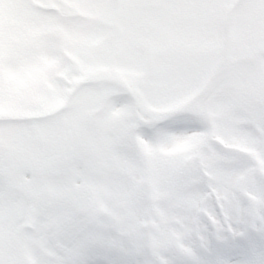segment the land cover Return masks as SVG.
<instances>
[{
	"label": "snow or ice",
	"instance_id": "snow-or-ice-1",
	"mask_svg": "<svg viewBox=\"0 0 264 264\" xmlns=\"http://www.w3.org/2000/svg\"><path fill=\"white\" fill-rule=\"evenodd\" d=\"M0 264H264V0H0Z\"/></svg>",
	"mask_w": 264,
	"mask_h": 264
}]
</instances>
